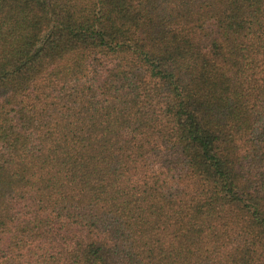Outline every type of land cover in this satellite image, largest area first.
Masks as SVG:
<instances>
[{
    "label": "trees",
    "instance_id": "trees-1",
    "mask_svg": "<svg viewBox=\"0 0 264 264\" xmlns=\"http://www.w3.org/2000/svg\"><path fill=\"white\" fill-rule=\"evenodd\" d=\"M0 264H264V0H0Z\"/></svg>",
    "mask_w": 264,
    "mask_h": 264
}]
</instances>
